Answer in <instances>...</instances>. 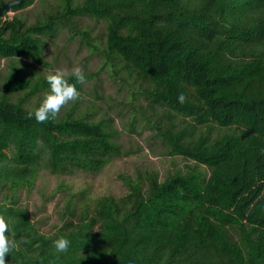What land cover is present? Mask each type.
Wrapping results in <instances>:
<instances>
[{
    "label": "trees",
    "instance_id": "trees-1",
    "mask_svg": "<svg viewBox=\"0 0 264 264\" xmlns=\"http://www.w3.org/2000/svg\"><path fill=\"white\" fill-rule=\"evenodd\" d=\"M36 1L45 0L11 9ZM55 1L30 24L0 18V59L10 61L0 86V215L17 245L7 264H264V0ZM79 18L104 24L101 47ZM61 27L138 84L132 93L147 101L166 153L194 165L164 180L128 177L121 197L89 203L70 193L60 224L44 233L21 200L42 170L97 173L125 155L112 118L75 116V107L47 123L27 118L39 106L28 98L49 86L13 62L46 65L45 38ZM61 237L64 253L54 247Z\"/></svg>",
    "mask_w": 264,
    "mask_h": 264
},
{
    "label": "rangeland",
    "instance_id": "rangeland-1",
    "mask_svg": "<svg viewBox=\"0 0 264 264\" xmlns=\"http://www.w3.org/2000/svg\"><path fill=\"white\" fill-rule=\"evenodd\" d=\"M6 3L12 0H5ZM57 3L55 0L36 1L33 5L21 9L5 10L0 18L3 21L18 16L27 23H33L42 14L52 10ZM75 25L80 30L89 31L92 42L101 47L105 26L102 22L89 18H79ZM99 47V48H100ZM43 55L46 65H41L28 58L15 60L16 67L24 69V73L33 78L45 77L49 72L57 69L68 70L74 66L82 67L86 82L82 84L80 99L70 102L61 109L63 115L75 107V116L89 114L91 118L101 117L114 119V126L118 131V143L125 155L112 161L97 173L76 172L73 175H54L42 170L30 190H22V204L27 207L31 219L40 231L49 233L60 224L66 198L70 193L84 192L89 203L102 195L121 197L128 193L126 179H136L146 172H156L160 180L176 170H185L186 166H193L194 162L180 156H169L163 142L150 128L148 117L154 119L152 111L143 97L133 95L138 84L131 79L124 78V74L115 75L112 68L104 62L100 49L92 50L80 36H71L70 30L61 27L52 38H45ZM28 64V66H26ZM10 69L8 59H0V86ZM48 90L31 95L26 105L34 107L40 104ZM18 95V94H17ZM22 96V93H19ZM133 104V105H132ZM135 104V105H134ZM138 110L140 113L138 114ZM130 124L133 126L130 127ZM68 184L67 194L59 189V185Z\"/></svg>",
    "mask_w": 264,
    "mask_h": 264
},
{
    "label": "clouds",
    "instance_id": "clouds-1",
    "mask_svg": "<svg viewBox=\"0 0 264 264\" xmlns=\"http://www.w3.org/2000/svg\"><path fill=\"white\" fill-rule=\"evenodd\" d=\"M45 80L49 86L48 92L43 97L39 106L34 111L28 112L27 118H34L37 123H47L54 121L60 114L61 109L80 99V91L77 83L84 84L86 76L82 67L74 66L70 73L68 70L57 69L45 75ZM74 81V82H71ZM186 101L184 94L178 95V102L183 104ZM9 231V224L6 219L0 215V264H7L6 257L16 249L17 245L10 240L6 233ZM29 242V241H25ZM70 241L61 237L54 241V247L58 253L68 251Z\"/></svg>",
    "mask_w": 264,
    "mask_h": 264
},
{
    "label": "water",
    "instance_id": "water-1",
    "mask_svg": "<svg viewBox=\"0 0 264 264\" xmlns=\"http://www.w3.org/2000/svg\"><path fill=\"white\" fill-rule=\"evenodd\" d=\"M22 0H12L10 2L4 3L0 6V15L3 14V12L9 8H12L13 6L19 5Z\"/></svg>",
    "mask_w": 264,
    "mask_h": 264
}]
</instances>
